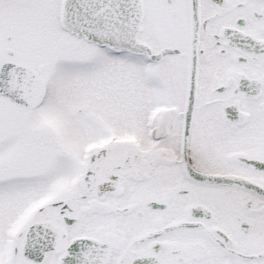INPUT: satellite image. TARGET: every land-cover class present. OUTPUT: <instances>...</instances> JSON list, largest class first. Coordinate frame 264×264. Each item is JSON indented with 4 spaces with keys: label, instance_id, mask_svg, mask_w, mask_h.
Wrapping results in <instances>:
<instances>
[{
    "label": "snow or ice",
    "instance_id": "1",
    "mask_svg": "<svg viewBox=\"0 0 264 264\" xmlns=\"http://www.w3.org/2000/svg\"><path fill=\"white\" fill-rule=\"evenodd\" d=\"M0 264H264V0H0Z\"/></svg>",
    "mask_w": 264,
    "mask_h": 264
}]
</instances>
